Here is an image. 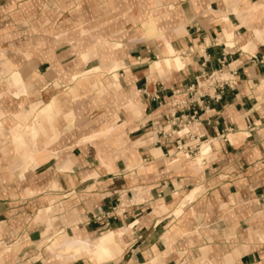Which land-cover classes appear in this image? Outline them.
<instances>
[{"label": "crops", "instance_id": "crops-1", "mask_svg": "<svg viewBox=\"0 0 264 264\" xmlns=\"http://www.w3.org/2000/svg\"><path fill=\"white\" fill-rule=\"evenodd\" d=\"M217 71L236 84L199 97ZM3 243L0 264H264V0H0Z\"/></svg>", "mask_w": 264, "mask_h": 264}, {"label": "bare ground", "instance_id": "bare-ground-1", "mask_svg": "<svg viewBox=\"0 0 264 264\" xmlns=\"http://www.w3.org/2000/svg\"><path fill=\"white\" fill-rule=\"evenodd\" d=\"M251 7H252V4H251ZM246 22H247V20H246ZM141 35H143V34H141ZM172 48L173 47H171L170 44L167 43V48L160 51L159 54L161 55V57H162L163 60H162V62L157 63L158 66L164 65V66H166L168 68H174V69H177V68L181 67L182 63H181L180 57L178 56V54L175 53V51ZM117 67H120V66H117ZM96 136L98 137L100 135L99 134H96ZM20 140H21V137H19V142H20ZM208 153H209V145L206 144V143H203L201 145L200 151L196 155H194L193 157H189V160H190V162L192 164H199L202 161L203 158H206V156H207ZM151 169H152L151 167H149V168H143V170H146V171L147 170H151ZM189 197H191V196H189ZM189 197H187V199H189ZM182 205L184 206V203H182ZM180 211H181V209H178L175 213H180ZM109 238H111V235H109ZM109 238L103 237L101 239V243L98 246V255H99L100 258H110L112 256L111 255V250H110V248L108 246V239ZM76 242H77L76 237H74L72 235H68V241L64 242V245L65 246H70V245L72 246V245H75ZM75 247H76V249L78 251L81 250V249L82 250H88V246H87V242L86 241H82L80 244L76 245Z\"/></svg>", "mask_w": 264, "mask_h": 264}, {"label": "built area", "instance_id": "built-area-1", "mask_svg": "<svg viewBox=\"0 0 264 264\" xmlns=\"http://www.w3.org/2000/svg\"><path fill=\"white\" fill-rule=\"evenodd\" d=\"M216 75H218V76H216ZM225 76L226 75L224 73H222L221 71H217V72H213L210 75L206 76V78H204L201 81V84L197 83V88L201 89L200 92H197L199 97L209 95L207 92L208 90H213V91H216V90L220 91L221 90L222 91L226 86H233L236 84L235 80L230 79L229 77H225ZM193 90H194L193 86L188 88V91L193 92ZM178 93H179V91H178ZM215 98H217V95L215 96ZM174 105H176V106L184 105V101H182V100L177 101L176 100ZM193 153H194V150L190 149L187 151V153H185V155L190 156ZM121 213H122V210L120 209V204H118L117 206H114L110 211L105 212L104 214H99L97 216V219H101L102 217L116 219Z\"/></svg>", "mask_w": 264, "mask_h": 264}, {"label": "rangeland", "instance_id": "rangeland-1", "mask_svg": "<svg viewBox=\"0 0 264 264\" xmlns=\"http://www.w3.org/2000/svg\"><path fill=\"white\" fill-rule=\"evenodd\" d=\"M216 76H218V75H216ZM206 84V83H205ZM36 111V110H35ZM38 117H39V113L38 112H34L33 113V121H35V119H38ZM25 123V122H24ZM35 123V122H34ZM25 125V124H24ZM28 129V128H27ZM24 130H26V128L25 129H23V131ZM177 156H182V157H187L186 155H185V153H183V152H179L178 154H177ZM208 157V156H207ZM181 212V211H180ZM176 214H179V213H176ZM49 228H50V226H49ZM46 235H45V238L44 239H42L41 241H43V243H40V242H38L39 244H37V247L38 248H40V249H42L43 250V252L45 253V247H46V244H47V238H53L56 234H58V232H57V230H54V231H52V233H49V230H47L46 232ZM47 239V240H46ZM6 247H9V245L8 244H5V243H3V244H0V250H2V251H4L5 250V248ZM86 256L87 258H91L89 255H87V254H83V255H81V256ZM38 257H40V255L38 256ZM38 257H36V258H34V260H36ZM78 258V257H77ZM92 259V258H91ZM117 259V257L116 258H114V260H116ZM112 260V259H111ZM93 262H98V263H101V262H99V261H96V260H92ZM105 262V261H104Z\"/></svg>", "mask_w": 264, "mask_h": 264}]
</instances>
